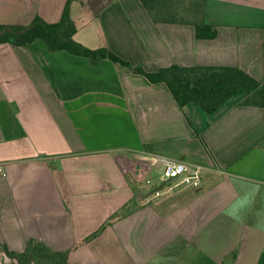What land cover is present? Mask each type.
Instances as JSON below:
<instances>
[{"label":"crops","instance_id":"0c3cea01","mask_svg":"<svg viewBox=\"0 0 264 264\" xmlns=\"http://www.w3.org/2000/svg\"><path fill=\"white\" fill-rule=\"evenodd\" d=\"M67 2L0 0V24L58 22ZM165 8L183 21L155 23L140 0H72L68 19L75 42L147 72L264 81V0ZM198 21L216 36L197 38ZM225 106H179L164 82L42 40L0 44V244L40 243L66 264H264V107ZM154 155L202 164L200 187L164 189ZM0 264L19 263L0 249Z\"/></svg>","mask_w":264,"mask_h":264},{"label":"trees","instance_id":"16d2710c","mask_svg":"<svg viewBox=\"0 0 264 264\" xmlns=\"http://www.w3.org/2000/svg\"><path fill=\"white\" fill-rule=\"evenodd\" d=\"M68 0L62 18L58 22L47 23L35 17L28 25L0 24V44L26 46L37 40L44 41L52 49H65L70 53L83 55L96 64L101 59H108L130 71L144 75L151 82H164L179 106L192 102L206 114L214 113L219 107H229L233 102L264 107V81H258L238 68L215 67H180L172 65L160 68L156 72H147L141 67L132 66L128 61L118 57L112 51L102 48L89 50L73 39L75 28L68 19ZM150 17L158 22H182L177 6L166 10L167 0H140ZM178 2V0H174ZM197 38H214L216 29L204 21L194 22ZM229 102V103H228ZM43 245L29 241L24 251L15 252L0 244V249L19 264H39L46 260L48 264H66L65 253L48 254Z\"/></svg>","mask_w":264,"mask_h":264},{"label":"built area","instance_id":"2783aa9c","mask_svg":"<svg viewBox=\"0 0 264 264\" xmlns=\"http://www.w3.org/2000/svg\"><path fill=\"white\" fill-rule=\"evenodd\" d=\"M160 162V167L156 169L161 180L168 184L170 180H176L175 184L169 185L167 189H172L175 186L182 185L187 188L196 189L200 187L202 182L205 167L202 164H193L178 161L172 158L154 155L151 160V165ZM146 184H150V178L145 180ZM156 194H160L156 191Z\"/></svg>","mask_w":264,"mask_h":264},{"label":"rangeland","instance_id":"374dc122","mask_svg":"<svg viewBox=\"0 0 264 264\" xmlns=\"http://www.w3.org/2000/svg\"><path fill=\"white\" fill-rule=\"evenodd\" d=\"M156 182L157 184H161L164 180H161L159 177V174L156 172ZM151 183L150 184H146V186H152V184L154 185V175L150 178ZM175 182V180H172L170 182H168V184L164 187L167 188L169 185H172ZM39 264H42V261L39 262Z\"/></svg>","mask_w":264,"mask_h":264}]
</instances>
